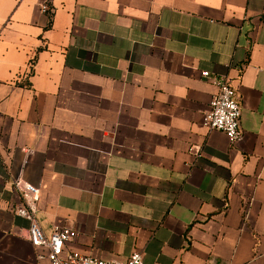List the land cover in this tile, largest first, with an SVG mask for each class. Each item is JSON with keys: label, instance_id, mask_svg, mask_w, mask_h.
<instances>
[{"label": "crops", "instance_id": "0c3cea01", "mask_svg": "<svg viewBox=\"0 0 264 264\" xmlns=\"http://www.w3.org/2000/svg\"><path fill=\"white\" fill-rule=\"evenodd\" d=\"M204 71L238 95L235 142L203 125ZM22 169L42 229L79 232L65 254L264 264V0H0V264H51Z\"/></svg>", "mask_w": 264, "mask_h": 264}, {"label": "built area", "instance_id": "2783aa9c", "mask_svg": "<svg viewBox=\"0 0 264 264\" xmlns=\"http://www.w3.org/2000/svg\"><path fill=\"white\" fill-rule=\"evenodd\" d=\"M41 9L46 12L49 7L44 4ZM203 77L211 78L218 88L216 96L204 114L203 125L208 130L225 133L231 142H235L242 135V108L238 95L226 77H214L208 71L203 72ZM25 152L28 155L30 150ZM26 159L23 167L27 163ZM22 171L23 169L12 181L13 189L21 199L19 205L13 208V212L28 221L26 237L33 246L47 249V257L51 264H145L139 250L133 251L126 261H104L78 252L65 254L66 244L76 239L79 232L68 226H56L50 233L42 229L37 217L40 190L23 179Z\"/></svg>", "mask_w": 264, "mask_h": 264}]
</instances>
